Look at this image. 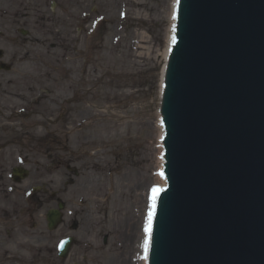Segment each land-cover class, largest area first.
<instances>
[{
    "label": "water",
    "instance_id": "obj_1",
    "mask_svg": "<svg viewBox=\"0 0 264 264\" xmlns=\"http://www.w3.org/2000/svg\"><path fill=\"white\" fill-rule=\"evenodd\" d=\"M172 41L147 263L264 264V0H177Z\"/></svg>",
    "mask_w": 264,
    "mask_h": 264
},
{
    "label": "rangeland",
    "instance_id": "obj_2",
    "mask_svg": "<svg viewBox=\"0 0 264 264\" xmlns=\"http://www.w3.org/2000/svg\"><path fill=\"white\" fill-rule=\"evenodd\" d=\"M80 2V17L85 14L87 22L73 24L67 51L59 47L51 50L53 40L38 37L36 43L22 48L17 58L30 65L31 56L40 64L39 54L65 55L62 69L69 68V80L56 87L37 88V94H45L59 105L71 102L67 123L60 125L62 131L56 132V137L68 149L67 163L78 169L71 184L63 179L66 169L53 171V190L65 205V220L59 230L50 232L49 241L28 240L42 245V254L43 245L48 250L45 263L30 264L52 260L74 264L73 259L57 255L59 241L67 236L75 241L85 236L86 256L83 261L77 257L80 264H119L125 236L129 238L127 246L132 241L129 222L141 215L136 201L153 173L147 152L153 131L150 123L158 109L148 100L157 95L159 87L167 24L164 17L159 18L166 6L164 0ZM25 53H30L29 57ZM37 232L34 229L30 234ZM76 251L74 245L69 256Z\"/></svg>",
    "mask_w": 264,
    "mask_h": 264
},
{
    "label": "flooded vegetation",
    "instance_id": "obj_3",
    "mask_svg": "<svg viewBox=\"0 0 264 264\" xmlns=\"http://www.w3.org/2000/svg\"><path fill=\"white\" fill-rule=\"evenodd\" d=\"M81 5L80 0H0V264H30L46 258L45 246L42 254V245L28 240L49 241L46 214L55 204L52 174L55 166L69 169L64 164L66 145L56 132L67 123L70 102L59 105L37 94V88L69 80V68L62 69L65 55L39 54L37 64L34 56L25 53L33 62L26 65L17 60L18 53L38 37L53 40L50 49L67 51L73 24L87 22L80 17ZM72 173L78 175L76 169ZM63 223L61 219L57 229ZM34 229L38 232L30 234ZM21 241L26 242L24 247ZM76 246L73 257L85 258L83 241ZM5 256L10 259L7 263Z\"/></svg>",
    "mask_w": 264,
    "mask_h": 264
},
{
    "label": "bare ground",
    "instance_id": "obj_4",
    "mask_svg": "<svg viewBox=\"0 0 264 264\" xmlns=\"http://www.w3.org/2000/svg\"><path fill=\"white\" fill-rule=\"evenodd\" d=\"M166 5L164 9L159 12V18L164 17L166 19L167 24L164 28V38H163V48L160 52V79H159V87L156 98L160 101L161 90L163 87V76L165 67L168 61L169 50L172 44V36H173V28H174V20H175V6L176 0H164L163 5ZM176 21V20H175ZM150 127L153 129L150 132L151 142L148 147V158L150 160V164L148 168L153 171V173L149 176L150 179L146 181L145 185L146 189L144 193H140L138 197V201H136L138 210H140L139 217L136 216L134 221L129 222V227L131 229L129 236L132 237L131 243H128V237L125 236V240L122 243L124 246V251L119 255V264H148L147 263V254L149 243L147 248L145 247V241H149V234L146 233L145 228L147 226L148 216L150 212H153V201L151 196V191L155 190L157 185L158 188L167 185L166 179L162 177L160 174L161 169L163 168L164 159L162 157L163 147L160 141L163 136V126L161 124L160 113L157 111L155 113V120L150 123ZM153 217V216H152ZM137 234V235H136ZM25 241H21L20 244L22 247L25 246ZM4 247V246H3ZM5 253L8 255V248H5ZM4 261L7 263L10 259L5 256ZM46 264H57L56 261L47 262Z\"/></svg>",
    "mask_w": 264,
    "mask_h": 264
},
{
    "label": "snow or ice",
    "instance_id": "obj_5",
    "mask_svg": "<svg viewBox=\"0 0 264 264\" xmlns=\"http://www.w3.org/2000/svg\"><path fill=\"white\" fill-rule=\"evenodd\" d=\"M153 199H154V197H153ZM153 207H154V205H153ZM154 215V213L153 212H150L149 213V216H148V221H147V226H146V228H145V231H146V233H148L149 234V237H150V235H151V226H152V216ZM148 243H149V241H145V247L147 248V245H148Z\"/></svg>",
    "mask_w": 264,
    "mask_h": 264
}]
</instances>
